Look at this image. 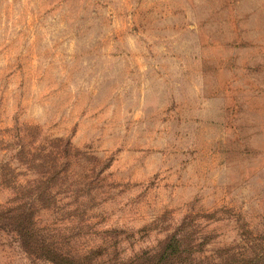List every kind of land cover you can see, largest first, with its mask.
<instances>
[{
  "label": "rangeland",
  "instance_id": "374dc122",
  "mask_svg": "<svg viewBox=\"0 0 264 264\" xmlns=\"http://www.w3.org/2000/svg\"><path fill=\"white\" fill-rule=\"evenodd\" d=\"M59 255L264 264V0H0V264Z\"/></svg>",
  "mask_w": 264,
  "mask_h": 264
},
{
  "label": "trees",
  "instance_id": "16d2710c",
  "mask_svg": "<svg viewBox=\"0 0 264 264\" xmlns=\"http://www.w3.org/2000/svg\"><path fill=\"white\" fill-rule=\"evenodd\" d=\"M34 247L37 248V245H34ZM62 257L64 258L63 255H59V256H57V258H58V259H61V260L64 262V264H79V263H77V262L71 261V260L66 259V258L63 259Z\"/></svg>",
  "mask_w": 264,
  "mask_h": 264
}]
</instances>
